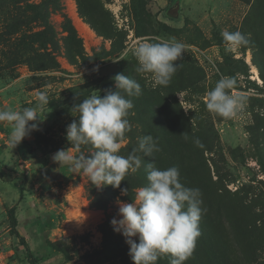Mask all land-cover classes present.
I'll return each instance as SVG.
<instances>
[{
  "label": "rangeland",
  "instance_id": "obj_1",
  "mask_svg": "<svg viewBox=\"0 0 264 264\" xmlns=\"http://www.w3.org/2000/svg\"><path fill=\"white\" fill-rule=\"evenodd\" d=\"M224 30L250 43L228 53ZM157 37L185 45L166 87L136 71L131 51ZM117 73L142 88L119 154L145 135L160 151L137 152L142 166L120 188H98L52 157L94 150L77 152L66 128L78 119L75 104L115 90ZM221 74L246 97L231 118L205 106ZM39 92L48 103L37 108V130L14 148L0 122V264H133L111 221L121 219L118 200L131 203L147 186L149 163L177 166L181 182L202 193L201 234L184 264H264V0H0V110L36 107Z\"/></svg>",
  "mask_w": 264,
  "mask_h": 264
},
{
  "label": "clouds",
  "instance_id": "obj_2",
  "mask_svg": "<svg viewBox=\"0 0 264 264\" xmlns=\"http://www.w3.org/2000/svg\"><path fill=\"white\" fill-rule=\"evenodd\" d=\"M221 35L228 53L250 43L249 37L239 30H224ZM131 51L137 60L136 71L151 74L154 86L166 87L180 67L175 62L182 58L185 45L174 38L157 37L154 41L144 39L134 43ZM98 70L97 66L94 71ZM111 79L115 90L106 89L102 97L99 93L90 95L75 104L72 110L78 119L66 128V138L77 152L81 145H91L94 150L89 154L80 152L77 156L61 149L52 157L61 166L69 165L73 173L86 175L98 188L106 185L120 188L125 176L142 166L137 152L151 157L160 151L158 141L145 135L138 138V148L127 156L119 154L121 140L130 130L127 117L134 107L131 97L140 96L142 88L140 83L122 73ZM236 85L235 77L221 74L214 88L206 92V109L223 118L233 117L246 100L243 95L232 94ZM47 103V94L39 92L36 107L0 110V122L10 125L9 143L13 148L37 130L36 122L40 118L37 108ZM194 143L203 147L198 138ZM146 172L147 186L136 189L133 202L117 201L121 219L114 218L111 224L114 231L125 237L133 264H156L164 256L170 257L169 264H184L201 234L202 193L199 188L186 187L181 182L177 166L161 169L149 163ZM121 193L127 195L128 189H121Z\"/></svg>",
  "mask_w": 264,
  "mask_h": 264
},
{
  "label": "trees",
  "instance_id": "obj_3",
  "mask_svg": "<svg viewBox=\"0 0 264 264\" xmlns=\"http://www.w3.org/2000/svg\"><path fill=\"white\" fill-rule=\"evenodd\" d=\"M68 32H73V29L71 30V29H68ZM75 33V32H74ZM139 122H145L143 119H137ZM9 215H10V217L12 218V221H11V228L12 229H14L15 228V226H16V219L14 218V215H13V209L11 208L10 210H9ZM106 222H103L102 223V226H104V224H105ZM105 228L106 227H102V230L104 231L105 230ZM169 259H170V257H168V256H164V257H162V258H160V259H158V261L156 262V264H161V263H166V262H168L169 261ZM31 264H33V261L31 262Z\"/></svg>",
  "mask_w": 264,
  "mask_h": 264
},
{
  "label": "bare ground",
  "instance_id": "obj_4",
  "mask_svg": "<svg viewBox=\"0 0 264 264\" xmlns=\"http://www.w3.org/2000/svg\"><path fill=\"white\" fill-rule=\"evenodd\" d=\"M254 71H256V70H254Z\"/></svg>",
  "mask_w": 264,
  "mask_h": 264
}]
</instances>
